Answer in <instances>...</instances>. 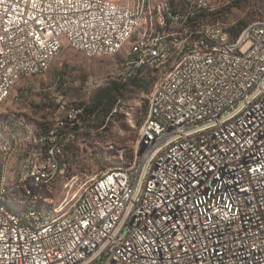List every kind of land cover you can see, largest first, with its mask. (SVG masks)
Returning <instances> with one entry per match:
<instances>
[{
  "label": "built area",
  "instance_id": "2783aa9c",
  "mask_svg": "<svg viewBox=\"0 0 264 264\" xmlns=\"http://www.w3.org/2000/svg\"><path fill=\"white\" fill-rule=\"evenodd\" d=\"M205 4L176 11L165 0L161 19L180 23ZM122 8L116 0H0V67L44 54L65 30L85 35L81 45L99 55L97 44L111 48V39L123 34L113 31ZM94 29L108 43H95ZM161 29L141 44L153 60L158 46L172 52V43L181 40L170 30L171 38L159 41ZM207 30L228 32L220 22ZM181 56L182 68L167 74L149 97L147 127L136 140L163 133V144L140 156L132 173L106 169L60 228L32 232L0 208V264H264L261 17L251 34L238 33L227 48L204 45L197 32ZM141 61L137 56L134 68ZM55 145L51 139L49 153ZM216 168L224 169L223 181L204 189L203 178ZM191 190L198 197L185 202ZM125 206L134 208L138 225L126 226Z\"/></svg>",
  "mask_w": 264,
  "mask_h": 264
},
{
  "label": "rangeland",
  "instance_id": "374dc122",
  "mask_svg": "<svg viewBox=\"0 0 264 264\" xmlns=\"http://www.w3.org/2000/svg\"><path fill=\"white\" fill-rule=\"evenodd\" d=\"M117 1L130 6L136 2ZM166 1L176 10H187L200 0ZM203 1L206 4L199 12L206 14L198 18L208 26L217 22L228 27L239 26L241 22L264 16V0ZM151 76L153 80L147 91L127 87L115 113L108 114L106 124H94L91 116L90 127L86 129V118L68 115L78 104L89 102L100 88L113 81L127 80L121 54L90 58L64 47L45 72L22 78L7 101L0 105V132L2 140L9 144V150L0 156V183L9 189L16 187L22 156L27 154L25 151L33 153L38 149L35 134L44 136L47 130L61 123L59 133L64 135L71 150L63 153L59 175L46 186H35L34 193L38 202L50 207L54 217L70 213L82 192L105 169L122 167L132 160L141 125L140 109L147 104L149 92L160 78V74L153 71ZM23 199L16 202L22 203Z\"/></svg>",
  "mask_w": 264,
  "mask_h": 264
},
{
  "label": "bare ground",
  "instance_id": "6f19581e",
  "mask_svg": "<svg viewBox=\"0 0 264 264\" xmlns=\"http://www.w3.org/2000/svg\"><path fill=\"white\" fill-rule=\"evenodd\" d=\"M134 1V0H133ZM165 0H136L134 5L125 6L123 4L120 22L113 24V31L123 32L118 39H111V48L108 44H97V54L91 55L81 45L86 43V36L82 33H75L72 30H65L55 34L52 42L46 45L44 54H36L33 59L23 62L20 65H10L0 67V105L7 101L12 89L18 82L28 76L38 75L46 71L51 60L55 58L64 47H69L82 52L87 57H105L121 54L122 70L125 77L132 76L142 67H147L153 72L160 74V78L152 86L148 95L147 113L150 108V98L154 90L167 74L178 72L185 64V56H181L182 46L190 45V38L198 32L200 41L210 48H227L232 46V40L229 39L227 32L214 34L207 30V25L195 22L192 17L182 18L180 23L163 22L160 15V5ZM166 3H169L166 1ZM194 6V5H193ZM192 6V7H193ZM190 7V8H192ZM189 8V9H190ZM189 9L184 11H189ZM261 23L264 24V16L261 17ZM255 20L248 22L239 32L241 36H248L254 29ZM218 25V22L213 24ZM226 24L220 22V29H224ZM156 28H163L158 31V40L167 41L171 38V31L176 33L181 40H175L172 43V52L165 51V46H158V56L154 58L152 52H149V46H141L146 41L148 34H154ZM95 43H108V36H101V29H94ZM238 37V36H237ZM78 41V43H77ZM144 57L138 68L135 67V58ZM131 73V74H130ZM130 74V75H129ZM80 109H74L68 116L74 117ZM116 111V108L114 109ZM1 113V112H0ZM146 113V116H147ZM1 115V114H0ZM146 116L140 126V129L147 127ZM61 124V123H60ZM59 124V126H60ZM58 127V126H57ZM57 127L50 130L44 136L46 143L38 148V152L28 153L22 156L20 160L21 171L19 172V181L26 189H31L34 185H47L55 179L61 172L60 156L62 154V145L59 143ZM53 139L56 142L55 152L49 153V144ZM137 140H140V133ZM163 144V133L146 132V139L136 141L134 145L133 159L129 164L122 167L107 169L109 171H120L122 173H132V169H138L140 156H148L154 150V146ZM9 150V144L2 140L0 132V156ZM104 170L95 180L90 183L75 202L72 211L84 202L85 197L90 190H96L104 177ZM224 169L216 168L212 175L203 178L204 189H212L217 185V181H223ZM198 197V190H191V195H185V202H195ZM21 197V191L17 188H6L0 183V208L5 209L16 219L17 224L32 232H41L60 228L61 224H66L72 211L58 217H54L51 209L45 203H37L31 200L17 203ZM36 217V223L34 224ZM124 223L126 226L138 225V218L134 216L132 206L124 207Z\"/></svg>",
  "mask_w": 264,
  "mask_h": 264
},
{
  "label": "trees",
  "instance_id": "16d2710c",
  "mask_svg": "<svg viewBox=\"0 0 264 264\" xmlns=\"http://www.w3.org/2000/svg\"><path fill=\"white\" fill-rule=\"evenodd\" d=\"M176 11H184V10H176ZM205 14H206L205 12L201 11V12H198L196 14V16L192 17V18L194 19L195 22L202 23L198 17L199 16L204 17ZM247 23L248 22H241V24L239 26H234V25L230 26V27L225 26L224 29H228L227 33H228L229 39L232 40V37H237L238 33L241 31V29ZM152 71L153 70H151L147 67H142L137 71V73L135 75L127 76L126 81H124V82L113 81L109 85L100 88L98 91H96L90 97L89 102H87V103L82 102V104L77 105L76 108L80 107L82 109H80V111L75 116L81 115L84 117V120L86 118V120L84 121V125H85L84 127L86 129H88L90 127L89 124L91 121L90 120L91 116H93V119L95 122V123L93 122L94 124H96V125L97 124L98 125L106 124L107 119H108V114L110 116V115H113V113H115L114 109L120 103L119 99L124 95L127 87H134V88H138V89L143 90V91H147L149 89V87L152 83V80H153V77L151 76ZM61 87L62 86H60V88ZM147 106H148V101H147V104H143L142 108L140 109L139 124H142V122L146 116ZM8 123H9V125L11 124L10 119L8 120ZM60 127H61V124L59 127H57L56 130H57V134H58L59 143L62 145V154L60 156V166L62 167L61 158L63 157V153L65 151L71 150V147H70V144L68 142H66L64 135H62L61 132L59 133ZM52 129H54V128L47 130L45 132L44 136L47 135L48 132ZM44 136H39V135L35 134V137H37V139L39 141L38 148L40 146L44 145V143H46V139L44 138ZM37 152H38V149H37ZM25 153L28 154V152H26V151H25ZM1 173H2V170L0 168V179H1ZM35 186H38V185H34L31 189L28 190L25 188V186L18 179L16 187H13V188H17V189L19 188V190L21 191V197L24 196L23 198L26 201L31 200V201H35L37 203H40L37 201V198H36L38 196L34 193V187ZM43 186H46V185H43ZM31 196L33 198H31ZM41 204H43V203H41Z\"/></svg>",
  "mask_w": 264,
  "mask_h": 264
},
{
  "label": "crops",
  "instance_id": "0c3cea01",
  "mask_svg": "<svg viewBox=\"0 0 264 264\" xmlns=\"http://www.w3.org/2000/svg\"><path fill=\"white\" fill-rule=\"evenodd\" d=\"M117 1V0H116ZM125 6H130V5H126V4H124Z\"/></svg>",
  "mask_w": 264,
  "mask_h": 264
}]
</instances>
